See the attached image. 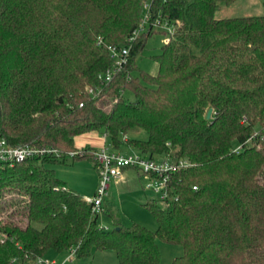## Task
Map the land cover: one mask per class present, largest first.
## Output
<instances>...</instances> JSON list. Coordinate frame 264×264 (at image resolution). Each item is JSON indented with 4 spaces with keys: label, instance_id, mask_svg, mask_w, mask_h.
<instances>
[{
    "label": "trees",
    "instance_id": "16d2710c",
    "mask_svg": "<svg viewBox=\"0 0 264 264\" xmlns=\"http://www.w3.org/2000/svg\"><path fill=\"white\" fill-rule=\"evenodd\" d=\"M145 1L0 0V137L63 155L0 166V264L71 248L78 258L112 250L118 264H159L157 238L183 247L172 264H264V15H216L236 0H153L152 21L173 32L150 74L136 57L158 29L127 41ZM112 47H127V61L106 82ZM136 128L145 140L122 139ZM92 131L114 149L187 162L169 174L164 202L143 203L155 231L115 218L101 227L48 167L69 152L95 165L97 149L75 145Z\"/></svg>",
    "mask_w": 264,
    "mask_h": 264
},
{
    "label": "rangeland",
    "instance_id": "374dc122",
    "mask_svg": "<svg viewBox=\"0 0 264 264\" xmlns=\"http://www.w3.org/2000/svg\"><path fill=\"white\" fill-rule=\"evenodd\" d=\"M264 0H236L229 5H223L216 12L218 17H241V16H260L264 15ZM169 28L162 30L158 29L148 37L143 50L136 57V65L140 70L150 74H156L158 71V63L155 56L160 53L162 45L168 39ZM137 72H135L136 74ZM123 96L128 101H133L135 96L130 89L123 92ZM104 133L92 131L89 136L103 137ZM131 139L145 140L147 132L141 128H136L128 132L127 136ZM124 139V137H122ZM106 144L109 148L112 143L107 137ZM76 144L79 145V138L76 139ZM98 142V141H97ZM87 144H90L87 141ZM87 147V146H85ZM89 147V146H88ZM116 152L133 154L138 151L132 148V145H122L120 148L114 149ZM57 177L63 179L68 186L76 189L83 196L90 197L96 191L98 183V174L94 162L89 159L72 160L68 157L67 163L51 165ZM149 182L148 176L141 170L135 167H129L124 172L123 184L113 186L104 200L106 212L98 214V224L101 227L112 229L114 218L119 219L124 226H131L134 223L140 224L143 227L155 231L157 221L152 213L143 205L149 198H156L158 195L150 189L146 188V183ZM4 190L3 192H6ZM8 194V193H7ZM113 216H110L109 214ZM157 243L160 250L159 264H172L176 256L183 254V247L179 244H171L157 238ZM63 255L65 252H62ZM70 252L68 251V254ZM44 260L52 261L48 255L42 257ZM94 264H118L117 257L112 250H98L94 252L92 258Z\"/></svg>",
    "mask_w": 264,
    "mask_h": 264
},
{
    "label": "built area",
    "instance_id": "2783aa9c",
    "mask_svg": "<svg viewBox=\"0 0 264 264\" xmlns=\"http://www.w3.org/2000/svg\"><path fill=\"white\" fill-rule=\"evenodd\" d=\"M152 1L146 0L143 3V15L140 24L133 30L131 36L128 38V43H132L141 33L146 32L149 28L164 29L169 28V35L173 32V25H170L166 19H161L159 16L152 21ZM110 55L113 60L112 65L104 73V81L108 82L113 75L121 70L122 66L127 61L128 48L124 47L120 51L117 48H110ZM89 93H93L91 88ZM83 104L81 103L80 106ZM256 134L253 135L255 137ZM126 139V136H124ZM75 152H69L64 155L70 157ZM58 156L63 155L55 148L49 146H35L33 144H18L12 145L5 138L0 137V166L12 167L15 163L23 161L27 158L44 157V156ZM95 167L98 174V183L96 191L90 197H86L85 202L90 205L94 213L99 214L104 212V200L108 193L110 184L119 180L123 176V170L127 167H135L145 173L149 182L146 183V188L152 190L158 195V198L164 202L168 195L167 181L169 174L175 169L181 168L187 162L180 160L174 163L168 160L148 158L135 152L133 154H126L116 152L114 150L102 147L97 149L94 153ZM195 188V187H194ZM107 229V228H105ZM5 236L0 232V240ZM75 249H70V256L75 255ZM41 258H39L40 260Z\"/></svg>",
    "mask_w": 264,
    "mask_h": 264
},
{
    "label": "crops",
    "instance_id": "0c3cea01",
    "mask_svg": "<svg viewBox=\"0 0 264 264\" xmlns=\"http://www.w3.org/2000/svg\"><path fill=\"white\" fill-rule=\"evenodd\" d=\"M90 133L91 132H88V133H84V134H81V135L77 136L76 139L79 138L80 143L78 145L75 142V145L77 147H83V146H87L88 147L89 146V147H94L96 149H100L103 146H106V140H105L106 136H105V134L103 135L104 138L100 139L99 137L89 136ZM76 139H75V141H76ZM87 141L90 144H87ZM128 168L129 167H127V168H125L123 170V176H122L121 179L116 180V181H114V182H112L110 184L109 191L112 190L113 186H118L119 184H123L122 182L124 181V172ZM83 197L86 198V196H83ZM104 209H106V205H104ZM68 251L70 252V250H65V251L50 250L45 255H48L51 258L52 261L44 260L42 257H40L41 258L40 260L38 258L35 261L27 262L25 264H94V261H92L93 260L92 258L94 256V252H98V250H93V255L91 257L78 258V257H76V254L73 255V256H70V253L68 254ZM62 252H65V254L63 255Z\"/></svg>",
    "mask_w": 264,
    "mask_h": 264
},
{
    "label": "water",
    "instance_id": "95a60500",
    "mask_svg": "<svg viewBox=\"0 0 264 264\" xmlns=\"http://www.w3.org/2000/svg\"><path fill=\"white\" fill-rule=\"evenodd\" d=\"M211 114H212V109L210 108L207 112V118H210L211 117Z\"/></svg>",
    "mask_w": 264,
    "mask_h": 264
}]
</instances>
